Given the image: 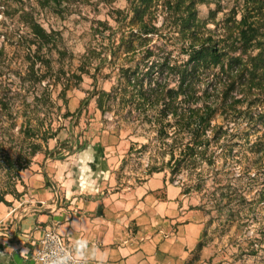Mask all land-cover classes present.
I'll return each instance as SVG.
<instances>
[{"label":"rangeland","instance_id":"obj_1","mask_svg":"<svg viewBox=\"0 0 264 264\" xmlns=\"http://www.w3.org/2000/svg\"><path fill=\"white\" fill-rule=\"evenodd\" d=\"M168 1L152 0L144 21L170 36L164 13ZM128 2L0 0V251L6 254L9 244L29 240L23 237L27 233L23 221L34 212L49 211L48 205L64 204L66 195L76 191L83 178L87 180V160L96 156L108 172L100 183V195L121 193L125 207L136 201L139 212L150 213L154 228L159 227L155 207L141 205L140 198L148 191L145 183L165 178V184L177 188L172 202L179 218L173 227L183 222L200 227L194 247L187 249L186 264H264V76L257 73L255 82L263 80L251 87L243 79L231 85L224 75L213 87L215 93L208 89L213 95L210 101L216 100L219 108L212 124L229 135L217 147L210 146L196 169L184 166L172 176L167 153L175 136L172 129L167 130L172 138L162 139L148 123L150 118L137 117L135 110L128 118L127 109L110 106L102 112L96 107L95 94L111 89L118 79L117 68L111 71L106 63L97 72L100 61L93 60L81 82L72 78L79 75L77 68L87 53L96 51L104 58L111 36L120 39L119 19L128 22L133 17L127 16ZM192 9L199 23L210 29L215 21L239 22L244 16L264 25V0H205ZM29 20L53 35L54 46L38 51ZM154 42L165 51L174 50L164 40ZM142 52L135 53L136 59ZM117 57L118 67L124 64L123 49ZM213 72L215 82L222 71L218 67ZM209 82L202 83V91ZM48 137L53 138L46 141ZM32 145L40 151L29 156ZM27 162V169L15 176L16 168ZM89 168L97 170L93 164ZM156 168L162 172L150 170ZM29 177L38 184L28 183ZM40 191L48 195L40 198ZM156 197L163 199L164 194ZM30 241L36 242L35 250L38 240Z\"/></svg>","mask_w":264,"mask_h":264},{"label":"trees","instance_id":"obj_2","mask_svg":"<svg viewBox=\"0 0 264 264\" xmlns=\"http://www.w3.org/2000/svg\"><path fill=\"white\" fill-rule=\"evenodd\" d=\"M204 1L187 0L186 6L185 0L165 2L164 13L168 17L165 27L172 30L168 36L144 21L152 0H129L127 16L132 13L133 17L128 22L119 19L123 30L120 39L116 41V36H111L104 58H99V52L96 51L87 53L77 68L79 75H72L77 82H81L82 75L89 74V65L93 60L100 61L95 67L97 72L106 63L111 71L117 68L118 79L111 89L95 94L96 107L102 112L110 110V106L127 109L128 118L133 116L135 110L138 112L137 117L144 115L150 118L148 123L155 126L162 139L175 135L171 143L167 144L170 156L168 166L172 176H177L184 166L196 169L199 162L205 161L210 146L217 147L229 135L221 126L212 124L219 109L216 100L210 101L212 93L217 90H213L215 84H220L226 75L231 85L243 79L253 87L263 80L255 82L257 73L264 76L263 23L244 16L239 22L215 21L213 29H210L206 23H199L195 9H192L194 4ZM27 24L39 46L38 51L42 47L54 46L53 35L40 24L32 20ZM153 38L164 40L166 47H172L177 52L158 47ZM121 49L124 50V64L117 67V53ZM138 51H143L140 59L135 57ZM218 67L222 74L217 75V81L213 82V70ZM208 81L206 90L202 91L200 86ZM210 88L212 93L208 92ZM169 129L173 130V135L167 133ZM177 137L184 143L178 142ZM183 138H187L186 141ZM38 151L40 147L32 145L28 155L33 156ZM211 159L209 163L213 162ZM20 161L21 158L17 165ZM25 165L16 168L15 176L27 169L28 162ZM150 170L153 173L162 172L157 168Z\"/></svg>","mask_w":264,"mask_h":264},{"label":"crops","instance_id":"obj_3","mask_svg":"<svg viewBox=\"0 0 264 264\" xmlns=\"http://www.w3.org/2000/svg\"><path fill=\"white\" fill-rule=\"evenodd\" d=\"M89 164L97 166V170H90ZM89 176L78 184L76 191L66 195V202L60 205H48L49 211L35 212L22 223L23 235L27 240L19 244H9L7 253L0 251V264H34L33 253L35 241L31 237L41 239L45 228H53L59 234L66 228V233L72 234L71 223L81 220L85 228L77 230V236L88 239L90 244L102 251V264H186L191 250L200 235L199 225L182 223L173 227L174 219H178L174 201L179 191L163 179H150L145 183L148 189L141 199L144 209L155 207V217L158 222L154 228L149 221V212H139L136 201L122 204L117 195L110 194L103 197L100 192V183L107 178L104 172V163L95 156L89 157L87 167ZM30 184L38 181L29 177ZM165 184V185H164ZM86 189V190H85ZM40 191V198L48 195ZM164 194V198H157V194ZM43 195V196H42ZM133 198L135 197L133 195ZM35 211V210H34ZM38 212V209L36 210ZM139 214H142L145 224L141 223ZM69 224V227H68ZM26 241V242H25ZM28 249V255L20 256V252ZM9 252V253H8Z\"/></svg>","mask_w":264,"mask_h":264},{"label":"clouds","instance_id":"obj_4","mask_svg":"<svg viewBox=\"0 0 264 264\" xmlns=\"http://www.w3.org/2000/svg\"><path fill=\"white\" fill-rule=\"evenodd\" d=\"M70 226L72 234L66 233V228L59 236L55 231L46 234V246L39 250L40 264H102V251L90 244L88 239L77 236V230L85 228L84 223L78 219ZM8 249L14 253L13 249ZM24 255H28V249L20 252V256Z\"/></svg>","mask_w":264,"mask_h":264},{"label":"built area","instance_id":"obj_5","mask_svg":"<svg viewBox=\"0 0 264 264\" xmlns=\"http://www.w3.org/2000/svg\"><path fill=\"white\" fill-rule=\"evenodd\" d=\"M54 230L53 229H45L43 231V234H42V237L41 239L38 240V244L36 246V249L34 250V253H33V261H34V264H40V258H39V250L42 251L44 249V247L46 246V242H45V236L46 234H50L52 233ZM57 236H59L58 233H56Z\"/></svg>","mask_w":264,"mask_h":264}]
</instances>
